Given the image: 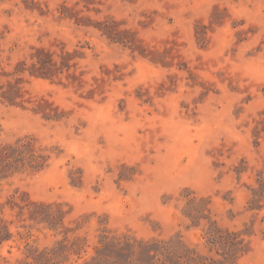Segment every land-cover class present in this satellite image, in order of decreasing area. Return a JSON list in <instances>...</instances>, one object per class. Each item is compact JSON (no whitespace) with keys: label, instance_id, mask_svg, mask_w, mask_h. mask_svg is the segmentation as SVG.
<instances>
[{"label":"rangeland","instance_id":"obj_1","mask_svg":"<svg viewBox=\"0 0 264 264\" xmlns=\"http://www.w3.org/2000/svg\"><path fill=\"white\" fill-rule=\"evenodd\" d=\"M188 260L264 264V0H0V264Z\"/></svg>","mask_w":264,"mask_h":264},{"label":"trees","instance_id":"obj_2","mask_svg":"<svg viewBox=\"0 0 264 264\" xmlns=\"http://www.w3.org/2000/svg\"><path fill=\"white\" fill-rule=\"evenodd\" d=\"M4 234H8L6 231H5V233ZM210 236H212L210 239H209V241L208 242H210L211 244H213V245H215V244H218L220 247L219 248H221V247H229V246H237L238 244H241V243H239V241L236 239V237H235V235L233 234V233H226V237H227V239L229 240V241H224L225 240V236L219 231V230H217V233H214V234H211ZM5 239H1V241H4ZM231 243L233 244V245H231ZM217 253H218V251H217ZM227 254V253H226ZM220 255V254H219ZM41 257H43V258H45V261H46V253L45 254H41ZM222 259L224 260L225 259V257L224 256H222ZM221 259V261H223ZM203 260V259H202ZM41 263H42V261H41ZM186 264H189V260L188 261H186L185 262ZM191 264V263H190ZM197 264V263H196ZM198 264H205L204 262H200V263H198ZM210 264H218L217 262H215V261H211V263Z\"/></svg>","mask_w":264,"mask_h":264}]
</instances>
